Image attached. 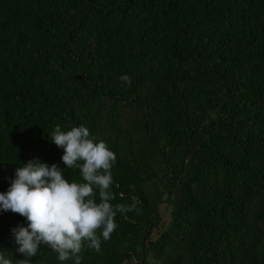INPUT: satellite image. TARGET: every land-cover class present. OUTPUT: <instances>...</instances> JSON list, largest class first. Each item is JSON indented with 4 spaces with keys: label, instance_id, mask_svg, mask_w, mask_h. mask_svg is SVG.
Wrapping results in <instances>:
<instances>
[{
    "label": "trees",
    "instance_id": "1",
    "mask_svg": "<svg viewBox=\"0 0 264 264\" xmlns=\"http://www.w3.org/2000/svg\"><path fill=\"white\" fill-rule=\"evenodd\" d=\"M56 125L105 142L135 204L81 264H264V0H0V193L32 159L84 182ZM19 225L0 210L13 264Z\"/></svg>",
    "mask_w": 264,
    "mask_h": 264
},
{
    "label": "clouds",
    "instance_id": "2",
    "mask_svg": "<svg viewBox=\"0 0 264 264\" xmlns=\"http://www.w3.org/2000/svg\"><path fill=\"white\" fill-rule=\"evenodd\" d=\"M120 81L129 86L132 83L128 75H122ZM51 142L63 149L61 160L67 169H79L84 182H69L57 164L48 166L38 159L15 169L9 189L0 193V210L19 214L27 221L26 227L11 229L19 246L16 250L24 257L16 264H32L31 258L41 246L54 251L61 262L81 264L80 253L85 244L101 252L102 239H110L117 227V212L124 214L135 209V204L110 203L115 198L110 188L116 155L105 142H94L87 127L63 131L56 125ZM94 189H98L99 203ZM0 264L13 261L0 253Z\"/></svg>",
    "mask_w": 264,
    "mask_h": 264
}]
</instances>
